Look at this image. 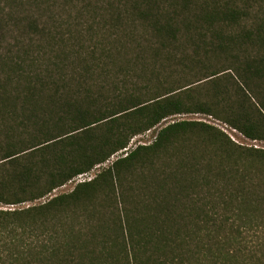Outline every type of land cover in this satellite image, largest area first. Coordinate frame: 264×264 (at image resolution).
I'll list each match as a JSON object with an SVG mask.
<instances>
[{"label": "trees", "instance_id": "obj_1", "mask_svg": "<svg viewBox=\"0 0 264 264\" xmlns=\"http://www.w3.org/2000/svg\"><path fill=\"white\" fill-rule=\"evenodd\" d=\"M187 115L264 142V0H0V264H264V149Z\"/></svg>", "mask_w": 264, "mask_h": 264}, {"label": "rangeland", "instance_id": "obj_2", "mask_svg": "<svg viewBox=\"0 0 264 264\" xmlns=\"http://www.w3.org/2000/svg\"><path fill=\"white\" fill-rule=\"evenodd\" d=\"M178 120H194V121H200V122H205L211 125H214L218 128H220L226 135H228L230 137V139L240 145V146H244V147H256V148H260V149H264V142H256V141H251L246 139L244 136H242L239 132L235 131L234 129L228 127L227 125L223 124L222 122H218L217 120L211 118V117H206L203 115H187V116H181V117H174V118H170L167 120V122H173V121H178ZM156 137V131H150L146 134H143L141 136L135 137L131 143H130V147H135L136 145L139 144H151L154 139ZM116 157H113L112 160L110 162H112L113 160H115ZM108 162L107 164L103 165V167H106L109 165ZM98 170H94L91 173V176H95V173ZM75 185L74 184H68L67 186L57 190L55 192V194H60V193H66L69 192L73 189ZM19 207V206H18ZM13 208L12 206H5V205H0V210H7V209H11Z\"/></svg>", "mask_w": 264, "mask_h": 264}, {"label": "built area", "instance_id": "obj_3", "mask_svg": "<svg viewBox=\"0 0 264 264\" xmlns=\"http://www.w3.org/2000/svg\"><path fill=\"white\" fill-rule=\"evenodd\" d=\"M92 179H93V176H91V173L90 174H84V175L78 176L76 179H74L73 181H71L69 184L76 185L78 183L85 182V181H90ZM13 208H15V207H13Z\"/></svg>", "mask_w": 264, "mask_h": 264}]
</instances>
